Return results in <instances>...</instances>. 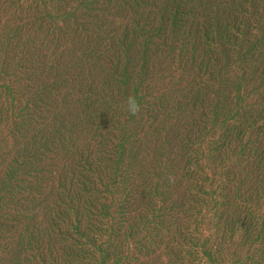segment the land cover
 <instances>
[{
  "label": "rangeland",
  "instance_id": "374dc122",
  "mask_svg": "<svg viewBox=\"0 0 264 264\" xmlns=\"http://www.w3.org/2000/svg\"><path fill=\"white\" fill-rule=\"evenodd\" d=\"M122 1L0 0V264H264V12L242 48L202 33L243 0Z\"/></svg>",
  "mask_w": 264,
  "mask_h": 264
},
{
  "label": "trees",
  "instance_id": "16d2710c",
  "mask_svg": "<svg viewBox=\"0 0 264 264\" xmlns=\"http://www.w3.org/2000/svg\"><path fill=\"white\" fill-rule=\"evenodd\" d=\"M112 0H103L104 4L111 5L114 2H111ZM156 1L157 0H126L125 2H119L122 5H126V4H132L135 8L136 7H141L142 4H146V9H154L156 6ZM151 2L152 4L148 5V3ZM254 6V12L251 11V6ZM177 8H179V6H177L173 11H168L169 14V18L171 20L172 23H174V25L176 27H181L180 23L186 19V17L189 16V12L187 11H182V10H177ZM169 10V9H166ZM93 11H95V9H93ZM261 12H264V0H243L241 2V4L236 8V10L234 12L231 13L232 19L228 18L227 20H225V18L221 17L218 15L217 11H212V13L214 14V18H207V24L204 27V31L202 34H215L217 37L220 36L221 33V29L223 26H228L229 32L227 33V36H225L224 38H229L230 36L236 40L237 44L240 45V47L242 48H249L251 45L255 44V42H257L258 40H256L254 43L251 42H247L246 40H244L246 38V30H242L240 28V24H242L243 22V15L244 16H248V15H254V19H255V24L256 26L260 25L261 22V18H262V14ZM167 14V13H166ZM164 19H165V15ZM255 30H258V28H256ZM201 34V31H199ZM154 41L152 39H147L144 42V47L146 49V53H148V49H150L152 47V45ZM206 46H211L212 48H214L215 50H217V44H207V42L205 41ZM245 46H244V45ZM185 46V45H184ZM203 51V50H202ZM258 54H260V50L259 48L254 49L251 54H250V58L253 61V58L255 56H257ZM243 57L248 56V50L242 55ZM192 59V64L194 65V63H196L197 59L204 61L207 59V54L206 52H201L200 54H198L197 56H194L191 58ZM133 62L130 66L131 69L133 70H137L138 71V66H137V61L135 60V57L133 58ZM135 62V63H134ZM148 61L146 60L144 62V66L147 68L148 67ZM223 76V74H221V77ZM164 102V101H163ZM227 102V101H226ZM228 103V102H227ZM168 104V101L164 102V105ZM225 104V102H224ZM161 106V105H160ZM229 104H227L223 109H228ZM219 111V106L218 104L215 107V110L213 112V116H215V121L216 119H219L222 117V114L218 113ZM152 120L154 122H156V116L152 117ZM122 132H124V130H122ZM186 141H190V139H185ZM201 144L199 139H194V142L190 143L189 148H195L197 146H199ZM109 146V142L107 139V147ZM192 149V151H193ZM137 154L138 155V151L137 148H135L132 144V138L129 140V142H123V143H118L115 145H112L111 147L107 148V162L110 163H131V159L133 158V156ZM162 184H158L156 186V190L158 193L162 194L161 192V188H162ZM163 190V189H162ZM13 198L15 199V197L12 195H9L7 198H3V201L5 199H9L13 201ZM15 202V200H14ZM16 203V202H15ZM22 203H24V200H22ZM19 204V203H18ZM20 205V204H19ZM28 205V204H27ZM26 205V206H27ZM22 206V205H20ZM23 207V206H22ZM17 209V208H16ZM18 211V210H17ZM60 215L62 213V210L58 212ZM46 215H48V213H46ZM55 214L51 215V218H48V223L47 225L50 226L49 224V219L51 220L52 224L59 230V232H62L63 234L66 232L63 231V227H65V225H63V222L60 220L59 217L54 216ZM51 227V226H50ZM235 227V226H234ZM52 228V227H51ZM236 229H243L244 228V224L242 223V225H239L238 227H235ZM139 229V228H138ZM46 229L42 228L39 230V232H41V234L43 232H45ZM70 233H67V236H69ZM76 239V238H75ZM71 241H74V239L71 238ZM224 243L219 241L218 246H223ZM70 247H73V244H70ZM218 251H216L215 253H217ZM196 253L198 254V256H200V252L196 251ZM209 257L208 259H204L202 258V262L201 260H199L200 264H212L210 260H213V254L212 253H208ZM119 263L121 264H127V262H125L124 260H120Z\"/></svg>",
  "mask_w": 264,
  "mask_h": 264
},
{
  "label": "clouds",
  "instance_id": "9594fccd",
  "mask_svg": "<svg viewBox=\"0 0 264 264\" xmlns=\"http://www.w3.org/2000/svg\"><path fill=\"white\" fill-rule=\"evenodd\" d=\"M127 111L132 115H138L141 106L135 96L130 95L126 100Z\"/></svg>",
  "mask_w": 264,
  "mask_h": 264
}]
</instances>
